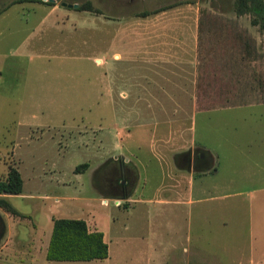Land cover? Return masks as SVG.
Listing matches in <instances>:
<instances>
[{
    "label": "rangeland",
    "instance_id": "obj_1",
    "mask_svg": "<svg viewBox=\"0 0 264 264\" xmlns=\"http://www.w3.org/2000/svg\"><path fill=\"white\" fill-rule=\"evenodd\" d=\"M11 1L0 0V7ZM62 1H89L102 13L60 8L42 21L45 12L31 10L25 1L0 17V179L12 165L23 180L20 194L0 195L5 226L0 264H135L124 253L137 244L140 251L145 250L151 230L160 232L165 251L170 244L191 251L184 223L176 235L168 232L169 206L139 205L128 214L124 202L102 201L99 195L104 188L100 167L113 150L124 145V141L119 144V135L136 130L160 131L159 144L170 151L205 147L214 154L219 170L213 176L215 182L233 180L236 185L230 190L242 192L235 235L247 253L250 232L256 228L255 211L247 198L250 190L258 195L264 187V28L251 14H240L233 6L228 12L215 10L211 0L54 2ZM175 2L179 5L154 18L155 30L147 32L149 18L145 19L146 37H184L181 24L191 18L192 36L198 37L191 89H177L172 100L170 90L135 85L137 81L153 83L156 74L135 73L133 54L127 55L129 61L111 59L118 70L125 68L120 79L128 86L110 85L106 63L94 60H108L111 50H118L119 43L112 44L104 31L105 19L126 15L133 30L138 13ZM124 43L131 47L132 38ZM160 75L161 81H168V74ZM184 76H177L178 80ZM83 163L87 169L74 172ZM4 200L12 207L4 205ZM209 216L212 224L211 220L207 224L213 227L219 216ZM53 218H78L89 224L97 219L107 234L109 262L47 260L45 246ZM214 262L230 264L223 256Z\"/></svg>",
    "mask_w": 264,
    "mask_h": 264
},
{
    "label": "crops",
    "instance_id": "obj_2",
    "mask_svg": "<svg viewBox=\"0 0 264 264\" xmlns=\"http://www.w3.org/2000/svg\"><path fill=\"white\" fill-rule=\"evenodd\" d=\"M28 4L31 10L40 9L45 12L42 16V21L53 11L60 8L68 9L61 7L55 2L53 5H49L38 1H29ZM170 4L172 6L159 11L160 13L155 12L147 16L137 15L140 18L136 21V27L133 30L129 20L124 17L126 15L118 16L115 19H105L104 31L112 37V44L113 42L119 43L118 50H111V58L108 56L110 58L108 60L100 57H95L94 60L98 64L106 63L105 76L110 85L116 83L128 86L129 84L127 81L120 79V75L126 74L125 68L118 70L117 67L112 66L111 59H128L129 61L132 58L130 61L135 62V73L139 75L156 74L153 78V83L143 81L135 83V85L143 87L144 90H170L168 93L170 98L176 100L177 89H191L192 69L198 56V50L196 49L198 37L192 36L191 18L189 17L188 23L185 21L184 25L181 24V29H184L181 35L184 37H166V39H162V37H146L149 34H146V18H149L147 32L151 29L155 30L153 26L155 24L154 18L159 19L160 14L166 13L176 5L190 3L179 2L177 4L175 2ZM10 7L4 10L0 17ZM66 11L64 10V12ZM63 16H65V13H63ZM95 18H98V16H95ZM96 20H100V18ZM98 24L100 25V22ZM187 24L188 27H186ZM130 30L133 33H130ZM127 37L132 38L133 41L132 46L129 48L124 43ZM162 41H164V44H162ZM12 51L13 49L8 50L9 53ZM129 54H133V57L128 58L127 55ZM163 64H166V66ZM162 68H165L167 72L161 70ZM1 73L0 70V77ZM161 73L169 75L168 81L160 80ZM183 74H185L184 80L179 81L177 76L182 79L181 76ZM119 80L121 81L119 82ZM127 95L125 93L124 98ZM193 117L194 115L192 116V126L189 128L191 134ZM160 134L161 132L157 130L151 132L136 130L128 131L125 135H119V144L124 141V145L119 147V151L113 150L105 162L109 161L117 171L124 169L132 172L135 176V184L132 191L126 194L102 190V194L99 195L102 197V201L110 200L115 202L119 200L124 202L126 208L123 209L128 214L139 208L137 207L139 205L169 206V217L171 219L169 220L168 232L176 235L177 231H179V226L184 223L185 239L191 243L192 250L188 251L183 245L181 250H179L177 245L170 244L168 251H165L160 232L151 230L145 250L140 251L138 244L133 245L130 248L131 251L124 253L126 257L134 258L135 264H215L214 261L222 256L226 257L230 264H264V187L259 188L258 195H255L256 191L254 189L250 190L252 195L247 198L250 210L255 211L253 217L256 228L253 232H250L251 243L247 250L248 252L243 253L239 245L240 236L235 235L238 230L235 225L239 222L241 202L243 200L242 192L230 190L231 187L234 189L236 185L233 180L228 182L230 184L215 182L213 176L219 170L214 164V154L210 150L205 147H197L199 149H173L170 151L169 148L159 144L160 139L158 138ZM195 151H201L204 155H208L210 160L208 166L202 168L194 166L192 159ZM183 156L188 157V166L179 164ZM117 175L121 176L119 173ZM222 183H225V181ZM213 213H217L219 217L217 223L210 227L207 223H210L209 215ZM85 221L90 230H98L103 233V238L108 245V257L103 259V261L109 262L110 250L104 228L101 227L99 221L97 222V219L93 220L92 218V224H89L88 220ZM193 225L195 226V235L192 234ZM32 230L37 233L34 228ZM26 232L24 231L23 233ZM193 236L194 244L192 242ZM47 245L48 242L46 241V249Z\"/></svg>",
    "mask_w": 264,
    "mask_h": 264
},
{
    "label": "trees",
    "instance_id": "obj_3",
    "mask_svg": "<svg viewBox=\"0 0 264 264\" xmlns=\"http://www.w3.org/2000/svg\"><path fill=\"white\" fill-rule=\"evenodd\" d=\"M25 1L42 0H12L7 5L0 7V14L12 4ZM117 1V0H115ZM179 2L194 3L196 0H177ZM53 5L54 2L48 0L45 2ZM79 4V3H78ZM232 4V5H231ZM166 5L158 7L151 11H142L137 15L147 16L159 12L167 7ZM211 6L215 10L228 12L234 10L238 13H249L253 16L254 22L264 28V0H211ZM77 10L94 12L101 14L102 11L94 9L89 1L79 4ZM87 163L78 165L74 172L86 170ZM23 180L20 172L14 166H9L4 179H0V195L10 194L18 195L22 192ZM0 199V204H1ZM4 205L11 206L7 201ZM2 204V205H3ZM108 257V245L103 238V233L98 230H90L83 219L78 218H53L52 229L45 253V258L49 261H90L103 260Z\"/></svg>",
    "mask_w": 264,
    "mask_h": 264
},
{
    "label": "flooded vegetation",
    "instance_id": "obj_4",
    "mask_svg": "<svg viewBox=\"0 0 264 264\" xmlns=\"http://www.w3.org/2000/svg\"><path fill=\"white\" fill-rule=\"evenodd\" d=\"M62 2H60V5ZM66 2L71 3L68 1ZM66 8H70V7L66 6ZM192 160H193L194 166L197 168L206 167L208 166L210 162L208 155H204L201 151H195ZM179 164L188 166L189 165L188 157L183 156L180 159ZM99 170H101L100 172H103L104 174L103 175L104 176L103 177V182H104L103 191L117 192L118 194H126L132 191L134 184H135V176L133 175L132 172H129L124 169H119L117 171V169L113 167L109 161H106L105 163H103V165L100 167ZM118 173L119 175L121 174V176H118L117 175ZM4 233H5V226L0 216V241L2 240Z\"/></svg>",
    "mask_w": 264,
    "mask_h": 264
},
{
    "label": "water",
    "instance_id": "obj_5",
    "mask_svg": "<svg viewBox=\"0 0 264 264\" xmlns=\"http://www.w3.org/2000/svg\"><path fill=\"white\" fill-rule=\"evenodd\" d=\"M50 1H52V2H54L55 0H50ZM61 5L62 6H67V7H72V8H78V6H79V4L77 3V2H75V3H67L66 1H63L62 3H61Z\"/></svg>",
    "mask_w": 264,
    "mask_h": 264
},
{
    "label": "built area",
    "instance_id": "obj_6",
    "mask_svg": "<svg viewBox=\"0 0 264 264\" xmlns=\"http://www.w3.org/2000/svg\"><path fill=\"white\" fill-rule=\"evenodd\" d=\"M117 205H119V202H117Z\"/></svg>",
    "mask_w": 264,
    "mask_h": 264
}]
</instances>
